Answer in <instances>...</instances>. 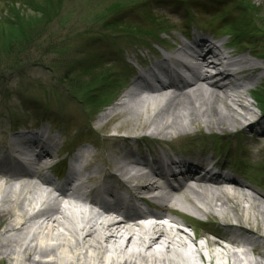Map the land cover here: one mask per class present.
<instances>
[{"label": "bare ground", "instance_id": "1", "mask_svg": "<svg viewBox=\"0 0 264 264\" xmlns=\"http://www.w3.org/2000/svg\"><path fill=\"white\" fill-rule=\"evenodd\" d=\"M189 38L191 42L181 43L177 53L166 55L148 71L139 74L134 86L149 94L141 96V92L129 90L118 104L115 116L126 115L130 120L136 118L137 130L151 127L150 135L164 144L170 141L169 137H186L192 127L202 126L208 130L232 131L236 125H242L249 129L246 133L242 132L243 136L247 137L246 134L251 132L248 137H253L256 142L262 139L264 124L261 118H254L255 113L245 94L252 82L264 78V63L254 62L247 55H255L256 59L260 55L250 51L247 55L234 57L237 52L232 51L228 57H221L224 60L222 66H212L203 54L204 49H216L212 40L206 36ZM210 66L216 68L217 76L211 74ZM231 66H236L235 70L238 71L234 72ZM183 71H188L191 77L185 76ZM172 74L180 80L177 82ZM162 76L168 78L167 81ZM159 100L165 102L161 108L157 107ZM233 105L241 106L243 113L234 110ZM109 113H102L99 120H105ZM256 130L262 132L254 134ZM43 133L40 131L32 137H28L27 132L16 133L8 147L4 145L0 148L3 163L23 166L21 171H14L17 167L12 171H9V167L8 170L0 169V177L5 178L4 182L0 180V219L6 222L0 234V253L12 257L16 264H204L203 252L209 261L221 257L228 264L245 263L238 252L229 247L222 245V252L211 249V246L219 245L218 240L208 239L202 247L197 245V249H191L185 242L189 235L180 229L175 233L166 225L176 223L165 213L173 210L170 206L174 202L171 191L182 193L186 200L209 205L216 212L232 208L228 206L232 199L235 200L233 209L237 211L236 221L239 224L228 223L225 224L226 228L215 227L213 231L223 235L224 230L235 229L248 238L243 240L234 235L229 240L230 244H253L249 235H256L259 231L242 224L238 209L247 210L239 199L245 198L258 208L264 223L261 200L249 193L251 190L238 180L228 183L232 186L231 190L213 181L224 177L216 175L219 165L214 163L213 157L206 158L205 153L199 156L193 151L190 158L172 157L168 153L159 156L161 150L148 148L144 151L157 154L149 159L136 155L133 150L119 151L117 148L119 142H130L135 136L115 138L114 145L110 147L113 156L105 170L88 166L72 173V178L81 176L83 183L71 193V198L78 202L79 207L67 208L62 205L61 197L66 196L68 191L48 176L51 174L46 175L38 169L43 158L28 151L33 145L43 150L51 146L43 138ZM52 153L49 151L48 154ZM77 160L79 155L75 158ZM179 167L182 171L175 169ZM85 170L90 172L88 176ZM193 171L197 173L196 185L175 187L171 184ZM109 180H122L129 196L123 197ZM90 182L98 185L92 186ZM80 189H87L89 194L83 195ZM98 190H104L110 202L90 197ZM80 202H86L92 208H80ZM152 203L162 211L141 208L150 207ZM93 207L110 216L102 217L100 211H95ZM142 212L159 222L148 226L138 225ZM114 214H117L118 220L113 218ZM255 245L254 250L260 252L259 246L262 244ZM200 248L208 251L202 252ZM256 264H264V260H257Z\"/></svg>", "mask_w": 264, "mask_h": 264}, {"label": "rangeland", "instance_id": "2", "mask_svg": "<svg viewBox=\"0 0 264 264\" xmlns=\"http://www.w3.org/2000/svg\"><path fill=\"white\" fill-rule=\"evenodd\" d=\"M59 1L60 0H0V50L7 48L10 50L19 45V43H23L25 48L28 50L31 49L33 52H30V56L25 55L30 62H27L25 66L20 68L17 67L15 69L11 68V64L17 61L16 56L10 53H7L4 58L0 56V148L4 145L8 147L10 139H12L14 134L27 132L26 128L33 129L31 126H34L33 118L36 116V112H29L27 109L30 107L42 108L48 106L52 117L61 120L62 124L59 125V123H53L54 125H50L44 123L41 125V128H36L37 130L41 129L45 131L44 139L47 140V131L50 132L48 138L55 141L57 146L65 144L66 140L70 138L72 142L71 146L74 149L71 159H74L77 155L83 153L89 155L92 154L93 160L88 159V163L90 162L88 164L89 167L93 166L94 168L96 167L100 170H104L107 167L108 160L113 156V150H110V147L114 145L113 139L116 138L114 136H135L136 138H142L143 140L149 139L150 143L154 145L158 143L156 139H152L150 136L151 127H146L144 130H137L138 128L135 125L136 122H134L136 118L133 117L134 119L130 120L127 119L126 115L115 116L118 104L124 100V95L132 89L133 86L130 87V84L136 81L140 68L136 74L135 71H133L135 78L131 79L129 83L130 88H127L125 82L122 83L121 86L114 88L112 91L111 103H108L111 105L105 109L103 108L102 112H99L102 109L101 106L106 104L107 92L105 90L109 91L110 89H106L102 85L99 87V95L96 94L94 86L100 83V81L97 80V73L91 72L90 75L86 74L85 76L75 74L72 77L69 75V78L67 79L65 77L67 72H65V70L59 71L56 66H54V60L59 59L61 56L58 54L49 56L45 53L48 48H45L46 43L43 41L49 40V37L44 35L47 34V32L44 34H37L33 36L32 40L27 42L21 39L23 37L22 35L33 27V33L41 32L42 21L39 19L50 12L53 13L56 10ZM64 1L66 2L62 6L60 14V17L62 14L64 16V19L62 20L63 28L60 29L59 38L55 39V42L58 46L69 48L68 60L76 67V72L77 69L83 65L79 62H84V59L89 60L92 54H95L96 51L101 48L91 47L92 49L86 51L88 45L85 46V42H83L85 40L83 38L90 36V34H94L91 31L93 26L91 28L89 27V24L93 22L91 21L92 19H90L93 15V9L96 10L98 3L110 5V2L113 0ZM135 1L137 0L129 1L128 4ZM141 1L146 2L149 0H139V2ZM179 1H149L148 6L152 7L153 5L157 7L156 11H158V13L168 17L169 25L174 24L176 27L175 30L169 32L168 37H165L166 35L162 34L160 37L155 36L146 38L144 42H156L160 40V38L163 39L165 37L169 41V44L175 47L170 53H177L181 43L186 42L182 35L186 32V27H184L186 22H191V20H185L187 15L193 18L191 16V11L195 10L198 12L199 10L197 18H195L197 20L195 21L197 22L195 24L205 29H210V27H212L213 32L219 34L215 37L224 34L226 30L227 33H225V35L233 31L241 33L244 44L240 46L241 49L234 48L232 50L237 52V57L240 55H247L250 51L254 54H259L257 53L258 51L264 52V0H235V7L238 8L240 12L244 13V15L240 14L239 10L235 11L233 8L229 7L230 0H189L188 3L191 4V8H188L184 3ZM251 9H254L255 11ZM206 13H209L210 15L206 16ZM126 14L128 16L130 14V19H133L135 22L143 21L142 17H144V14L139 11L128 9ZM223 16H225V18H223ZM87 23L89 24L87 25ZM205 24H207V26H203ZM191 27L193 28V26ZM86 28L88 32L84 33L83 29ZM192 32L195 36L196 32L194 29H191V33ZM88 33L89 35H87ZM48 35L56 37V34L54 33ZM63 35L65 37H63ZM97 35L102 34L99 33ZM225 35H222L220 41H227L230 39L229 36ZM38 39L39 43L36 44ZM142 43L143 42L119 43L116 48L114 44H104L107 46L106 51L110 55V57L107 58L109 66L122 73L125 68L124 65H126L125 63H129L131 67H134L133 65L135 63L133 59L136 60V57L145 56L141 53L143 49L140 51L137 50L138 48H141ZM25 48L19 47V53L26 52ZM256 50L258 51L256 52ZM131 51H134L135 53L132 54ZM155 51L157 52V50ZM159 53L165 55V51L163 50H160ZM148 55H150L149 52ZM181 57L184 58L185 56ZM247 57L254 62L264 63L263 59H256L255 55H247ZM126 58L128 61L125 62ZM152 60L153 59H151V61ZM157 61V59H154L152 63ZM4 68H10L12 70L6 72L3 70ZM104 79L105 78H103L102 83H104ZM70 87L76 94L85 100L83 101L85 104L79 99L71 96L72 92ZM253 87L257 91L260 89L259 93L255 91L254 94L262 96L261 99L258 98L256 100L254 94H251V96L248 95L247 92H245V94L252 105L250 107L255 113L253 115L254 118H261V123L264 124V113H262L264 110V78L252 82L249 85V88ZM93 90L95 91V94H90ZM135 90L138 93L141 92L139 93L141 96L149 94L148 91H144L140 88L135 87ZM72 94L75 95L74 93ZM98 100L102 103H99ZM164 104L165 102L163 100H159L157 107L161 108ZM234 108L238 113H243L244 111L239 105H233V109ZM106 111L110 112L108 117L105 120L100 121V115ZM92 113H96V115ZM56 116L57 118H55ZM16 117H19L20 119ZM27 118H30L32 122L27 120ZM11 119L14 123H19L20 128L14 127ZM252 119L250 118V120ZM247 123L249 122H246L245 124ZM235 127L232 131H222L216 128L208 130L203 126L200 128L192 127L189 136L178 138L175 136L169 137L170 141H167L166 148L171 149L172 147L175 148L184 143H194L190 149L195 154L200 155L201 151H205L207 153L205 157H213L214 155L212 153L216 152L217 156L213 158L219 162L226 161V165L231 166V168L239 174L237 177L241 180L240 183L251 190L249 193H252L253 196L261 200L259 203L262 205V208H264V137L256 142L253 137H248L251 132L246 134L248 138L243 136L242 132L246 133L249 131L247 127H243L242 125ZM257 132L258 130H256L254 134H257ZM217 139L222 141L221 145L213 144ZM133 142L130 143L129 146H126V144L122 142L119 145L120 151L131 149L134 150L137 155L145 156L147 152H144L143 148H141L143 152H140L142 154H139L137 152V150L139 151L137 146H130L136 145ZM202 145L204 146L201 147ZM56 147L53 145L51 151L55 152ZM157 150L159 149L157 148ZM167 153L172 156L170 150ZM53 154V159H55L57 155L55 156V153ZM83 161H87L86 156ZM237 161H242L249 170H240L239 167L234 164ZM48 173L53 174L52 172ZM89 173L90 172H87L88 175ZM117 185L119 186V184ZM226 188L228 189V187ZM231 188L232 186L230 185L229 189ZM189 194L193 197L192 193L189 192ZM172 197L174 198V202L170 203V206L173 210H167L165 213L176 220V225L184 227L183 232L189 235L185 242L191 247V249H197V245H201L202 247V245L207 243L208 239L219 240V245H213V247L211 246V249L213 248L214 250L222 252L224 251V249L221 248L222 245L229 247L233 251H237L241 256L239 257L244 259L245 263L242 264H256L257 260H264L263 217L260 210L251 205V202L247 199H243L242 197L239 199L247 212L240 208V210L238 209V213L242 216V224L248 229L257 228L259 231L257 232L258 235H249L253 244H230L228 241L234 237V235L239 236V238L243 240L247 239L248 236L235 229H226L224 230L223 235L216 237L213 234V230L215 227L226 228L225 224L228 223L235 226L239 224L238 221H236L238 220L236 219L237 211L233 209L235 205L233 202L235 200L231 199V202L229 201L231 204L228 206H231L232 208L227 209L226 211L216 212L213 211L209 205H207V207L200 201L195 202L196 200H186L182 196V193L172 192ZM204 201L206 202L207 200ZM194 204H196V206ZM197 206L199 208H197ZM5 225L6 222L0 219V234ZM194 238H196V240H194ZM259 243L262 244V246H259L260 252L254 250L256 247L255 244ZM202 250L208 251L206 248L201 249V251ZM203 253L204 264H228V261L221 257H214L212 261H209V258L205 255L206 253ZM0 264H16V261H14L12 257L0 253Z\"/></svg>", "mask_w": 264, "mask_h": 264}, {"label": "trees", "instance_id": "3", "mask_svg": "<svg viewBox=\"0 0 264 264\" xmlns=\"http://www.w3.org/2000/svg\"><path fill=\"white\" fill-rule=\"evenodd\" d=\"M132 1V0H129ZM129 1H122V0H113L112 2H110V5H105L104 3H98L96 10L93 9V15L91 16L90 19H92L91 21H93L91 24L87 23V25L89 24V27L91 28L93 26V29L91 30L94 34L96 31H100V32H105L106 30H114L116 33L120 32L122 35H125L126 37L130 38H137L138 35H152L155 32H158L159 29L161 30V22L158 21V17H156L155 15H153L150 12V9L144 5L143 6V10L147 13V18L148 20H152L153 23L155 24V26L149 28L147 25H140V24H133V23H125L124 22V18L125 15H123V10L127 9L128 7V3ZM66 1L64 0H60L58 2V6L56 8V10L53 13H49L46 14L45 16L41 17L42 21V30L39 33H33L34 31V27L30 30H27V32L22 35L23 37L21 39H23V41H29L33 39V36L37 35V34H44L47 32V34H44L45 36L49 37L48 41H43L44 43H46V47L48 48L47 51H45V53L49 56H52L54 54H58L61 57L59 59H55L54 63L57 68V70L62 71L65 70V72H67L65 74V77L68 79L69 75L70 77L74 76L75 74L77 75H81L84 74L86 69L89 70L86 74L90 75L91 70L95 69V66H99V63L97 61H92L90 62L93 65H88L81 70V72H77L75 73V66H73L69 60H68V56H69V49L65 48L63 46H58L57 43L55 42V39L59 38V33H60V29L63 28V22L62 20L64 19L63 14L60 17L61 14V10H62V6L64 5ZM254 10V9H251ZM255 11V10H254ZM38 20V21H39ZM50 33H54L56 34L55 36L52 35H48ZM62 37V36H60ZM63 37H65L63 35ZM20 39V40H21ZM85 46L88 45L90 43V41L88 39L85 38ZM19 41V40H17ZM39 39L37 40L36 44H38ZM25 48L23 46V43H19V45H17L16 47L12 48L9 50V48L7 49H3L0 50V56L2 58H4L7 53L13 54L14 56H16L17 61L13 62L11 64V68L15 69V68H20L22 66H25V64L27 62H30L29 59H27L25 57V55H29L30 56V52H32L31 49H26V52H22L21 54L19 53V49L18 48ZM33 53V52H32ZM71 54V53H70ZM84 74V76L86 75ZM104 79V83H102V80ZM97 80L100 81L99 84H96L94 86L95 90H96V94L99 95V87L100 86H108L111 84V79L109 76V72L105 71L103 73L97 74ZM103 88V89H104ZM71 92L74 93L76 95V97L78 96L79 98H81L78 94H76L74 92V90L70 87ZM90 94H95V91H91ZM91 98V97H89ZM88 98V99H89ZM92 98H97V97H92ZM82 101H85L83 98H81ZM99 101V100H98ZM99 103H102L101 101H99Z\"/></svg>", "mask_w": 264, "mask_h": 264}]
</instances>
